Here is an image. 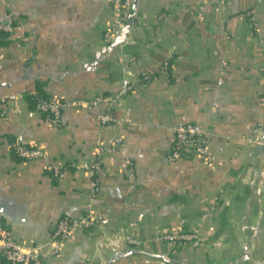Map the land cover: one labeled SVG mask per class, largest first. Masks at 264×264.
Segmentation results:
<instances>
[{"label": "crops", "instance_id": "0c3cea01", "mask_svg": "<svg viewBox=\"0 0 264 264\" xmlns=\"http://www.w3.org/2000/svg\"><path fill=\"white\" fill-rule=\"evenodd\" d=\"M115 1L0 0L16 26L0 51V221L32 247L63 217L96 219L48 264H264V0H132L106 44ZM38 84L100 101L67 105L56 126L28 105ZM190 122L213 162L168 160ZM18 141L42 156L14 158Z\"/></svg>", "mask_w": 264, "mask_h": 264}, {"label": "built area", "instance_id": "2783aa9c", "mask_svg": "<svg viewBox=\"0 0 264 264\" xmlns=\"http://www.w3.org/2000/svg\"><path fill=\"white\" fill-rule=\"evenodd\" d=\"M214 1L218 2L220 0ZM131 5L132 0H116L113 3L114 18L103 33L104 43H111L117 35H121L130 16ZM15 30L16 26L11 20L3 21L0 18V51L4 47V42L8 40ZM162 68L167 72L169 66L165 63ZM150 79V75L142 77V80L146 82ZM131 89V85L128 82H124L119 93L107 99L106 108L96 116V121L100 127H104L114 120L115 105L119 99L127 96ZM262 100L264 102V94ZM99 101L100 98L67 102L59 95L52 94L46 98L38 96L35 110L44 116L45 121L60 126L64 122L63 111L67 105L71 104L74 107L81 108L95 105ZM259 127L264 129V123L260 124ZM174 134V142L168 153L169 161L188 159L193 156L204 158L209 162L215 160L211 150L210 138L199 124L195 122L181 124L175 128ZM117 141L119 142L120 140ZM14 154L24 161H30L41 157L42 151L18 141L14 144ZM54 173L57 178L64 176L63 169L55 168ZM95 223L96 219L91 215L79 218L63 217L56 223L48 243L42 246L27 247L19 242L12 230L0 221V264H48L51 259L61 254L74 232L89 231ZM195 237L192 234L164 236L165 239L183 238L187 241Z\"/></svg>", "mask_w": 264, "mask_h": 264}, {"label": "trees", "instance_id": "16d2710c", "mask_svg": "<svg viewBox=\"0 0 264 264\" xmlns=\"http://www.w3.org/2000/svg\"><path fill=\"white\" fill-rule=\"evenodd\" d=\"M5 43V42H4ZM38 88H37V91H36V95L35 94H33V95H30V94H28L27 96H26V99H27V101H28V105L30 106V108H32V109H35V106H36V103H37V97L38 96H41V97H43V98H46V97H48V95L47 94H45L44 93V91L40 88V86L41 85H39L38 84ZM13 144H15L14 142H13ZM12 152H13V156H14V158H17L18 160H20L21 158H19L18 156H16L15 154H14V145L12 146Z\"/></svg>", "mask_w": 264, "mask_h": 264}, {"label": "water", "instance_id": "95a60500", "mask_svg": "<svg viewBox=\"0 0 264 264\" xmlns=\"http://www.w3.org/2000/svg\"><path fill=\"white\" fill-rule=\"evenodd\" d=\"M133 9H134V7L131 10V14H130V16L128 18V23H127L126 27L124 28V30L122 32V36L125 35V31L127 30L128 26L131 24V21H132V18H133V13H134Z\"/></svg>", "mask_w": 264, "mask_h": 264}]
</instances>
